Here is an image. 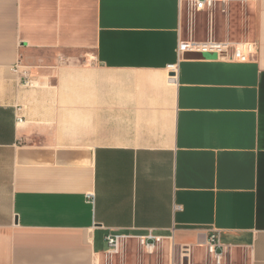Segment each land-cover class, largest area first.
I'll list each match as a JSON object with an SVG mask.
<instances>
[{
	"label": "crops",
	"instance_id": "obj_1",
	"mask_svg": "<svg viewBox=\"0 0 264 264\" xmlns=\"http://www.w3.org/2000/svg\"><path fill=\"white\" fill-rule=\"evenodd\" d=\"M182 16L179 0H0V264H101L107 233L148 231L161 264H212L213 230L222 264H264V0L213 17L256 41L246 61L178 59Z\"/></svg>",
	"mask_w": 264,
	"mask_h": 264
},
{
	"label": "built area",
	"instance_id": "obj_2",
	"mask_svg": "<svg viewBox=\"0 0 264 264\" xmlns=\"http://www.w3.org/2000/svg\"><path fill=\"white\" fill-rule=\"evenodd\" d=\"M233 0H179V15L185 14L189 37L183 39L179 37L177 43V57H182L184 53H203L214 54L219 58H230L235 61H246L255 53L256 41L241 37L239 39H217L213 32V17L218 11L225 13L228 4ZM244 0H240L242 3ZM182 16V21H183ZM206 19V24L203 29L202 20ZM197 30L203 29L201 33L197 32V39L193 37L195 27ZM18 65L15 66L17 69ZM168 79L174 80L177 72V63L167 65ZM23 77V85L32 84L35 82L31 79L29 71L24 69L21 71ZM35 84V83H34ZM93 197V194H89ZM135 239L141 248L146 252H153L161 248L162 237L157 236L148 231L144 235H130L124 233L109 232L105 236L106 249L103 254L105 264H113L114 255L124 253L126 251V240ZM171 246V245H170ZM207 261L212 264H222L225 259L227 247L221 243L219 238V231L213 230L207 236L206 243ZM102 259V261H103ZM169 264H173L172 257H170Z\"/></svg>",
	"mask_w": 264,
	"mask_h": 264
},
{
	"label": "rangeland",
	"instance_id": "obj_3",
	"mask_svg": "<svg viewBox=\"0 0 264 264\" xmlns=\"http://www.w3.org/2000/svg\"><path fill=\"white\" fill-rule=\"evenodd\" d=\"M241 8V7H240ZM243 17V14L239 13L234 17V26L237 27V22H239ZM239 24V23H238ZM227 20L225 18L216 19L215 24H214V33L217 34L216 37L217 39H228V30H227ZM205 25L203 26L204 29ZM239 28V25L238 27ZM203 29H198L197 26L194 29L193 32V37L197 39V32L201 33L204 30ZM182 37L183 39H187L189 37V31L187 27V21H186V16L184 14L183 16V21H182ZM238 38H231V40H235ZM31 79L34 81V78L31 77ZM35 82H32V84H27L25 85L26 87H33L35 86ZM125 248L128 251L127 256H128V264H161L160 262V253L161 249L158 248L154 250L153 252H146L144 251L141 246L138 244V242L135 239H128L125 242ZM126 252V251H125ZM121 253L114 255L113 258V264H123V258H125L126 253ZM125 254V255H124ZM162 260V259H161ZM153 261V262H152ZM166 259H164V264H165ZM109 264V262H107ZM101 264H105V260L101 262Z\"/></svg>",
	"mask_w": 264,
	"mask_h": 264
},
{
	"label": "water",
	"instance_id": "obj_4",
	"mask_svg": "<svg viewBox=\"0 0 264 264\" xmlns=\"http://www.w3.org/2000/svg\"><path fill=\"white\" fill-rule=\"evenodd\" d=\"M182 264H186V262H185V261H183V262H182Z\"/></svg>",
	"mask_w": 264,
	"mask_h": 264
}]
</instances>
